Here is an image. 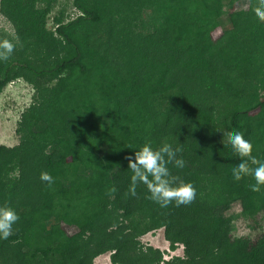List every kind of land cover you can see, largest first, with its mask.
I'll return each mask as SVG.
<instances>
[{
	"label": "trees",
	"instance_id": "1",
	"mask_svg": "<svg viewBox=\"0 0 264 264\" xmlns=\"http://www.w3.org/2000/svg\"><path fill=\"white\" fill-rule=\"evenodd\" d=\"M43 1L0 0L21 47L0 60V91L12 78L34 87L18 143L0 144V203L20 215L0 239V264H91L106 250L113 264H264V232L232 235L227 213L235 202L247 218L264 212V186L233 179L241 158L225 141L243 132L264 161L261 0H143L159 16L147 34L121 27L120 3L136 0H72L79 14L55 18L52 31ZM104 25L100 41L93 31ZM147 142L181 146L184 168L169 167L197 188L194 205L162 208L143 184L132 194L126 157ZM158 227L182 254L141 247V233Z\"/></svg>",
	"mask_w": 264,
	"mask_h": 264
},
{
	"label": "rangeland",
	"instance_id": "2",
	"mask_svg": "<svg viewBox=\"0 0 264 264\" xmlns=\"http://www.w3.org/2000/svg\"><path fill=\"white\" fill-rule=\"evenodd\" d=\"M147 2V1H146ZM143 0L134 1V5L130 6L126 3L125 7L121 6L120 12L127 14L128 19L122 24L123 31H131L133 33L147 34L158 23V12L154 5L147 6ZM48 6V11L45 15V28L52 31L54 28V19L59 18L62 21H67L74 18L79 11L72 5V0H49L39 2L37 6ZM244 6V5H243ZM240 6V7H243ZM133 7V9L128 8ZM239 7V8H240ZM245 7V6H244ZM237 8V9H239ZM236 9V10H237ZM130 28H127L128 26ZM107 26L95 27L93 35L100 41H106ZM221 28H216L213 32V37L220 34ZM132 33V35H133ZM11 40L17 47L16 36L13 25L0 13V40ZM21 48V47H20ZM34 87L31 83L26 82L22 78H12L0 91V144L13 146L18 143V135L15 133V128L21 112L28 107L33 100ZM232 215L233 231L232 235L246 236L250 240H256L264 232V212L257 214L255 217L247 218L241 213V206L238 202L231 205L227 211ZM71 225H66L65 228L70 233H75L80 229L81 220L75 219ZM52 231H58L57 226L53 225ZM141 247L151 246L162 252V258L167 259L171 255L182 254L181 245L176 249H169L168 240L165 239L163 227H158L153 230H148L138 237ZM111 250H106L92 258L91 264H113L110 260ZM152 264V263H150ZM162 264V263H160Z\"/></svg>",
	"mask_w": 264,
	"mask_h": 264
},
{
	"label": "clouds",
	"instance_id": "3",
	"mask_svg": "<svg viewBox=\"0 0 264 264\" xmlns=\"http://www.w3.org/2000/svg\"><path fill=\"white\" fill-rule=\"evenodd\" d=\"M256 16L264 21V0L255 8ZM16 45L8 39L0 40V60H7L12 54ZM227 146H230L234 153L241 159L232 168V176L236 181L243 177L251 176L255 183L251 184V190L261 191L264 186V161H258L252 155L254 145L252 141L245 137L241 131H235L225 135ZM182 152L179 145L175 147L170 143H165L160 147H153L150 142L144 143L134 152L128 155L127 168L131 171L130 191L135 194L138 184L147 187L149 198L166 208L170 204L175 206L194 205L200 193L190 182L175 175L169 167L171 164L176 169H183L185 160L177 154ZM249 161L256 165L251 167ZM40 180L46 181L49 185L54 183V177L47 171L40 173ZM20 220L17 209L8 203H0V239H7L14 234V226Z\"/></svg>",
	"mask_w": 264,
	"mask_h": 264
}]
</instances>
